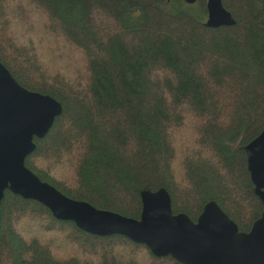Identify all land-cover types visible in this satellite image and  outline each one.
I'll return each instance as SVG.
<instances>
[{"label": "trees", "instance_id": "16d2710c", "mask_svg": "<svg viewBox=\"0 0 264 264\" xmlns=\"http://www.w3.org/2000/svg\"><path fill=\"white\" fill-rule=\"evenodd\" d=\"M221 1L234 26L206 28V0H0V63L62 106L26 168L96 209L139 219L140 193L164 188L173 214L195 222L215 202L248 232L264 210L245 154L264 129V0ZM31 15L78 60L72 76L52 74L31 41L16 44L19 27L32 34ZM0 264L179 263L123 236L87 234L5 191Z\"/></svg>", "mask_w": 264, "mask_h": 264}, {"label": "water", "instance_id": "95a60500", "mask_svg": "<svg viewBox=\"0 0 264 264\" xmlns=\"http://www.w3.org/2000/svg\"><path fill=\"white\" fill-rule=\"evenodd\" d=\"M197 1L183 0L187 5ZM206 10V28L235 25L221 0H206ZM61 113L60 103L21 87L0 63V202L9 191L87 234L123 236L145 245L153 256H169L179 264H264V210L248 232L239 231L215 202L207 203L193 222L173 214L171 198L161 188L140 193V217L132 219L68 198L41 181L26 168L25 159L35 150L34 138H44ZM245 154L254 193L264 205V129L247 144Z\"/></svg>", "mask_w": 264, "mask_h": 264}, {"label": "rangeland", "instance_id": "374dc122", "mask_svg": "<svg viewBox=\"0 0 264 264\" xmlns=\"http://www.w3.org/2000/svg\"><path fill=\"white\" fill-rule=\"evenodd\" d=\"M13 5H14L13 9H15L16 6H17L15 1L13 3H11L10 6H13ZM31 17L33 18L32 22H31V26H30V23H29V26H24V27H27V29L29 28L28 31L31 29L33 31L32 34L26 36L24 34L25 31L23 30V28L21 29L19 27L18 33H20L22 31L21 34H20V36H22L21 37L22 40L18 39V37H16V39L14 38V40L16 41V44L23 45L24 42L31 41L34 44V47L36 48V50L40 51V55L43 56L42 50H44V52L45 51L47 52V59H45V63L46 64H44V67L47 68V65H49L48 68L49 69L51 68V73L52 74L60 73V74H65L64 75L65 77L72 76L71 75L72 72L73 71L75 72V70L79 68V63L77 62L78 60H76L74 58L72 60H70L69 57H70L71 52H70V54H69L68 51H67L68 54H64L63 53L64 52L63 51L64 46H66L68 49H69V47L66 45V43L63 40L61 42H60V40H57V42H56L55 39H52L50 36H47V34H44L43 27H44L45 24L43 22H41L40 19L35 18V15H33V16L31 15ZM11 24L12 25L17 24V25L20 26V24H19V22L17 20H12ZM13 30H16V29H14L12 27L10 29V34H12V36L15 37V34H14L15 32ZM27 42H26V44H27ZM43 48H45V49H43ZM61 50H62V52H61ZM62 54L64 55V59L63 60H60L59 62H53L54 58H56L58 56L61 57ZM50 64H52V65L50 66ZM42 65H43V63H42ZM53 174L55 176H57V177L59 176V177L65 178L64 176H62L60 170L53 171ZM20 225H21V223L19 224V226ZM31 229L32 228H29V227H26V226H23V228H22V230L24 232H28V234H29V231H31ZM24 234H26V233H24ZM58 241L59 240L56 238L55 242H58ZM121 254L124 255L123 253H121Z\"/></svg>", "mask_w": 264, "mask_h": 264}]
</instances>
